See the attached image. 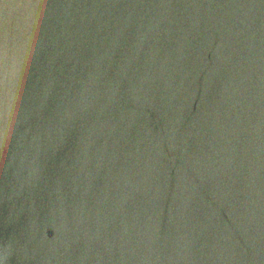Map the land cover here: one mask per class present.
I'll use <instances>...</instances> for the list:
<instances>
[{"label":"water","instance_id":"95a60500","mask_svg":"<svg viewBox=\"0 0 264 264\" xmlns=\"http://www.w3.org/2000/svg\"><path fill=\"white\" fill-rule=\"evenodd\" d=\"M0 264H264V0H0Z\"/></svg>","mask_w":264,"mask_h":264}]
</instances>
